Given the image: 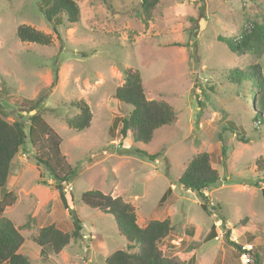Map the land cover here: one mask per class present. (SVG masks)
<instances>
[{"label":"rangeland","instance_id":"374dc122","mask_svg":"<svg viewBox=\"0 0 264 264\" xmlns=\"http://www.w3.org/2000/svg\"><path fill=\"white\" fill-rule=\"evenodd\" d=\"M75 1L80 22L54 30L40 10L48 0H0L1 109L8 122L21 121L28 131L36 111L27 102L42 101L38 111L62 138V155L73 167L67 196L84 227L82 239L42 258L35 242L40 228L54 224L70 232L72 219L27 141L14 158L19 182H9L17 201L5 211L25 238L20 253L31 264H106L109 254L125 250L113 216L81 201L84 192L98 190L133 204L139 224L170 219L172 232L159 245L166 256L245 264L227 235L230 230L229 239L241 246L264 248V115L252 97L260 91L248 82L256 65L264 77V47L235 54L220 38L237 40L263 25L264 0H160L149 20L141 0ZM20 25L50 35L52 43L21 42ZM123 67L141 73L149 100H165L176 111L175 123L157 130L149 144L120 134V119L132 111L115 98ZM80 100L93 113L91 127L81 132L66 122ZM202 152L220 175L204 199L177 182ZM213 226L217 237L204 243Z\"/></svg>","mask_w":264,"mask_h":264},{"label":"trees","instance_id":"16d2710c","mask_svg":"<svg viewBox=\"0 0 264 264\" xmlns=\"http://www.w3.org/2000/svg\"><path fill=\"white\" fill-rule=\"evenodd\" d=\"M160 0H141V8L144 19L149 20L152 12ZM45 19L52 24L54 30L64 23L76 24L80 22L81 11L75 0H48L45 6H40ZM65 19V20H64ZM17 36L23 43H32L48 46L52 38L43 32L27 25H20ZM220 41L227 44L235 54L246 51H262L264 47V24L256 29L244 30L237 40ZM124 83L116 89L115 98L120 102L132 107L131 113L120 119V134L123 138L131 137L135 143L149 144L157 130L164 126L173 125L177 119L174 107L165 100H149L145 94L144 83L141 73L132 68L122 69ZM251 78L252 89L257 86L252 97L257 100L256 112L259 116L264 115V77L260 66H253L248 73ZM57 80V77L56 79ZM262 88V89H261ZM30 111H36L29 116V128L26 131L21 121L8 122L0 106V264H31L27 256L20 253L25 238L15 224L5 215L7 208L12 207L17 196L13 191H8L6 185L12 171V162L20 149L29 141L35 150L32 159L36 166L43 168L51 177L55 189L59 192L62 204L72 219V231L64 232L56 225L41 227L35 237L36 244L40 247V255L47 258L49 254L58 255L72 241L83 238V223L76 212L71 209L68 201L66 187L70 186L74 177L72 165L62 155V138L47 123L38 109L42 101L27 102ZM78 113L66 120L68 126L76 131L89 129L93 120L90 105L84 100L75 103ZM262 117V116H261ZM118 121V120H117ZM261 123L260 120H258ZM116 125V123H115ZM138 154L146 159L154 161L158 155H152L144 150L136 149ZM224 152V151H223ZM178 184L203 199L204 191L215 187L220 182V175L213 167V160L209 153L202 152L194 156L187 164L184 172L178 179ZM174 185V184H173ZM171 188L161 198L162 205ZM264 195V190H263ZM84 205L99 209L113 216L118 232L127 241L125 250H117L106 257V264H196L193 256L176 255L166 256L159 248L172 232L170 219L151 220L145 227L137 222L136 207L124 201L121 197H113L98 190L84 192L81 196ZM207 210L205 204L202 205ZM224 222V221H223ZM246 221H241L238 226H245ZM216 226L203 239L209 242L217 237ZM228 243L239 250V255L244 252L249 254L246 264H264V248H257L250 244L252 249L247 251L229 239L231 231H228ZM250 235V234H249ZM252 235L249 241L253 240Z\"/></svg>","mask_w":264,"mask_h":264},{"label":"crops","instance_id":"0c3cea01","mask_svg":"<svg viewBox=\"0 0 264 264\" xmlns=\"http://www.w3.org/2000/svg\"><path fill=\"white\" fill-rule=\"evenodd\" d=\"M91 127V126H90ZM14 163H15V161L13 160V162H12V171H11V174H10V176H9V178H8V183H7V185H6V189L10 192V191H13L12 190V188H10L9 187V182L11 181V179H14V182H13V185H12V187H15L16 186V184L19 182V175H15V174H18L19 173V168H18V165L16 166V165H14ZM12 173L14 174V175H12ZM189 191V190H188ZM14 192V191H13ZM69 214V213H68ZM137 222H138V224H139V221H138V215H137ZM148 224V223H147ZM146 221H144L142 224H139V226H141V227H145L146 225ZM40 248V247H39ZM61 253H63V252H61ZM60 253V254H61ZM60 254H58V255H60Z\"/></svg>","mask_w":264,"mask_h":264},{"label":"built area","instance_id":"2783aa9c","mask_svg":"<svg viewBox=\"0 0 264 264\" xmlns=\"http://www.w3.org/2000/svg\"><path fill=\"white\" fill-rule=\"evenodd\" d=\"M68 189L71 190L72 188L69 187ZM243 248L246 249L247 251H250L252 249V246L251 245H245ZM241 259H242L243 263L246 264L249 261V254L247 252H244L241 256Z\"/></svg>","mask_w":264,"mask_h":264}]
</instances>
